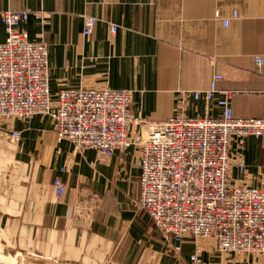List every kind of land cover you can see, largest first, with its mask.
I'll use <instances>...</instances> for the list:
<instances>
[{
	"label": "crops",
	"instance_id": "1",
	"mask_svg": "<svg viewBox=\"0 0 264 264\" xmlns=\"http://www.w3.org/2000/svg\"><path fill=\"white\" fill-rule=\"evenodd\" d=\"M18 9L31 11L23 24L30 38L48 44L55 101L64 88L109 85L133 90L132 110L147 119L217 116L223 97L238 116H264V65L255 63L264 56V0H0V43L7 38L1 13ZM86 16L98 18L90 35ZM216 73L213 99H195ZM181 89L190 92L185 102ZM231 153L234 182H264V137L234 138ZM139 162L136 146L107 157L59 140L49 115L0 117V226L71 264H193V240L176 254L157 242L152 217L138 208ZM203 255L209 264H264V253L215 245Z\"/></svg>",
	"mask_w": 264,
	"mask_h": 264
},
{
	"label": "built area",
	"instance_id": "2",
	"mask_svg": "<svg viewBox=\"0 0 264 264\" xmlns=\"http://www.w3.org/2000/svg\"><path fill=\"white\" fill-rule=\"evenodd\" d=\"M48 22L43 11L33 12ZM28 9L1 13L7 38L0 43V117L49 115L59 140L79 150L96 149L107 157L136 146L140 153V195L137 204L153 219L156 229L182 253L189 238L211 237L224 252L264 253V183H236L231 178L234 138L264 137V116H238L228 97L218 100L220 115L191 116L184 111L162 120L144 119L132 111L134 92L109 85L60 90L53 100L49 47L30 38L23 24ZM98 22L86 16L84 34ZM119 28L111 23V32ZM258 67L264 56H255ZM195 90L211 101L217 82ZM190 92L180 90L185 102ZM11 135L19 139L21 132ZM242 172L244 164H239ZM59 195L66 184L57 176ZM193 264H209L198 243L190 253Z\"/></svg>",
	"mask_w": 264,
	"mask_h": 264
},
{
	"label": "rangeland",
	"instance_id": "3",
	"mask_svg": "<svg viewBox=\"0 0 264 264\" xmlns=\"http://www.w3.org/2000/svg\"><path fill=\"white\" fill-rule=\"evenodd\" d=\"M241 183L242 182H240L239 184ZM250 185H255V184H250ZM56 193L59 195L57 191ZM138 208L140 207L138 206ZM140 209L142 211L144 210L142 208ZM14 232H15L14 228L12 229L11 232L10 229L6 230L4 226H0V264H71V261L69 260H64L59 258L55 259L52 257L39 254L36 251V248L34 246H31L32 244L30 245L28 244V242L26 241V236H20V235L17 236L14 235L15 234ZM157 233L160 232H158L157 230ZM160 235L162 237H158L157 242L161 245L162 244L164 245L166 241L167 247L172 248V243L170 242V239L168 240V238H166L162 233H160ZM190 239L193 240L194 244L198 243V245L201 246L202 251H204V247L212 246V245L216 246L215 240L211 237H198V238H190ZM176 254L180 255V253H176ZM90 264H94V263L92 262Z\"/></svg>",
	"mask_w": 264,
	"mask_h": 264
}]
</instances>
